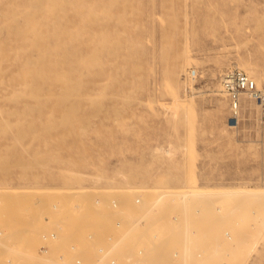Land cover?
Here are the masks:
<instances>
[{
	"label": "rangeland",
	"instance_id": "1",
	"mask_svg": "<svg viewBox=\"0 0 264 264\" xmlns=\"http://www.w3.org/2000/svg\"><path fill=\"white\" fill-rule=\"evenodd\" d=\"M234 68L264 89V0H0V263L50 264L60 219L52 254L94 264L112 233L122 264H264V111L231 120Z\"/></svg>",
	"mask_w": 264,
	"mask_h": 264
},
{
	"label": "bare ground",
	"instance_id": "2",
	"mask_svg": "<svg viewBox=\"0 0 264 264\" xmlns=\"http://www.w3.org/2000/svg\"><path fill=\"white\" fill-rule=\"evenodd\" d=\"M248 73V72H247ZM249 74V73H248ZM250 75V74H249ZM251 76V75H250ZM252 77V76H251ZM223 78H224V76H223ZM253 78V77H252ZM254 79V78H253ZM256 80H257V78H255ZM254 79V80H255ZM255 80V81H256ZM257 83V82H256ZM257 86H258V84H257ZM222 87H223V79H222ZM248 96L249 98H251V99H254V98H252L251 96H250V94H248V93H243V95H242V99H243V96ZM244 109H245V111H247V112H251V110H252V104H251V102H246L245 103V106H244ZM163 146V145H162ZM162 149H163V147H161ZM160 148V149H161ZM172 148V147H171ZM171 148H167V149H164L165 150V152L166 153H171ZM161 149V150H162ZM157 150V149H156ZM25 175H27V174H24V176H22V179H27V176H25ZM79 179V178H78ZM76 186H78V187H76ZM184 186V185H183ZM77 188V189H72V188ZM184 187H187V185H185ZM56 188V187H55ZM59 189V191H58V194L59 195H62L63 196V200H61L62 202L63 201H65L66 202V204L67 205H65L67 208H69V209H71V212H72V210H75L76 208H79V212L81 213V208L82 207H84V209L86 210V204H81L82 203V201H83V199H87V196H86V191H87V187L85 186V185H74V186H60V187H58ZM126 190V189H125ZM199 190V189H198ZM188 191V193H187V195L185 194L186 193V191H184L185 193H183V191L182 192H179V193H177L175 196L174 195H168V196H166V195H163V196H159L158 197V199H157V203H159L160 202V200H162V199H167V197H170L171 196V198H173V199H175V198H179V197H185V196H188V194H192V193H190V192H192V191H190L189 192V190H187ZM200 191V190H199ZM225 191V190H224ZM243 191V190H242ZM245 191H246V189H245ZM256 191V190H255ZM258 191H260V189L258 190ZM198 191H196V193H197ZM223 191H221L220 193H222ZM226 192H228V191H225V192H223L224 194L226 193ZM250 192H252V191H250ZM261 192V191H260ZM259 192V194H261ZM263 192V191H262ZM55 193V192H54ZM236 193H238L237 191H236ZM240 193V192H239ZM245 194H246V192H244ZM243 193V194H244ZM247 193H249L248 191H247ZM254 193V192H253ZM194 194V193H193ZM202 195L201 196H203V194L204 193H201ZM226 194H228V193H226ZM255 195L257 194L258 196H259V194H258V192L257 193H254ZM264 194V193H263ZM189 195V196H190ZM197 195H199L200 196V194H196V196ZM248 195V194H247ZM62 196H60V199H61V197ZM196 196L194 197V198H191V200L192 199H196ZM200 196V197H201ZM198 197V196H197ZM261 197V196H260ZM264 197V196H263ZM138 198V197H137ZM140 198V197H139ZM199 198V197H198ZM113 201H117V203H118V205L117 206H114L113 205ZM136 202H137V199H136ZM141 202V201H140ZM64 203V202H63ZM61 204V203H60ZM55 205H57L58 207H57V209L55 208ZM119 202H118V200L117 199H113L112 200V202H111V207H112V209H114V210H118L119 209ZM66 207L64 208V209H66ZM53 209H55V211H57V213H59V205L58 204H56V203H54L53 204ZM62 210V209H61ZM75 211H78V210H75ZM62 213H63V211H62ZM60 215H62V214H60ZM88 214H85L83 217H86ZM63 218H65L67 221H70V220H68V219H70V216H63ZM116 228V227H115ZM117 229H121V228H117ZM53 230H56L58 233H59V240H56V241H54V242H52L51 243V251H53V250H55L54 249V246L56 245V243H58L59 241H61L62 239H64V238H67L66 236H67V228H66V224L62 221V220H58L57 221V226H54V227H50L49 229H47L45 232H43L42 233V237H43V234L44 233H46V232H48V233H50V232H52ZM92 230H90V231H88L87 232V240L89 241V242H85V244H88V243H91V244H94V243H96V236L94 237V239L92 240V239H90L89 238V232H91ZM227 233L229 234V232L227 231ZM75 239H67L66 240V245H70V243L71 242H73ZM78 243L80 242V245H81V249H82V252H83V254H84V263L83 264H94V259H92V258H90V257H88L86 254H85V252H84V243H83V241H78V240H76ZM42 243V242H41ZM107 247H106V249H105V251H103L104 253V256L102 257V259L100 260V264H108L107 263V260H106V258H105V254L110 250L116 257H117V264H122V260H121V258L119 257V255L121 254V255H123L124 256V254L125 253H128V252H132V249H128V250H124V248L123 247H121L120 248V251H118L119 253H117L116 254V250H117V247L119 246V244H120V240L118 239V236L116 235V234H114L113 235V233L112 234H110V236L108 237V242H107ZM130 245V244H129ZM156 249H154V251H155ZM50 251V253H49V255L47 254V256H48V258L47 257H41V258H39V261L42 263L43 261H45V262H48V263H50V264H67V261L68 260H70L71 261V264H75L74 263V261H73V255L69 252V250H68V252L65 254V257H64V255L61 257V255H62V253L63 252H58L59 250H57V253H56V255L55 254H52L53 252H51ZM40 253V252H39ZM155 253V252H154ZM42 254V253H41ZM69 255V256H68ZM130 255V254H129ZM155 256V255H154ZM129 261V260H128ZM127 261V262H128ZM129 263V262H128ZM2 264V263H1ZM33 264H38L37 262H34ZM131 264H133V263H131Z\"/></svg>",
	"mask_w": 264,
	"mask_h": 264
},
{
	"label": "built area",
	"instance_id": "3",
	"mask_svg": "<svg viewBox=\"0 0 264 264\" xmlns=\"http://www.w3.org/2000/svg\"><path fill=\"white\" fill-rule=\"evenodd\" d=\"M223 91L228 95L231 108V120L234 123H239L241 118V108H242V95L243 93H248L252 98L257 100L260 107L264 111V89L257 86L256 81L245 71L239 68L230 69L226 72L223 78ZM141 198H137V202H140ZM113 205L117 206V201H113ZM57 205L55 208L57 209ZM116 228L122 227V221L117 219L115 222ZM89 238L94 239L95 232H89ZM59 233L56 230L52 232L44 233L42 237V243L39 245L38 251L42 254L50 253L51 243L59 240ZM80 242L76 240L67 245V252L73 255V261L75 264L84 263V254L81 249ZM65 254L62 253L61 257ZM105 258L108 264H117V257L109 250L105 254ZM1 264V263H0Z\"/></svg>",
	"mask_w": 264,
	"mask_h": 264
}]
</instances>
